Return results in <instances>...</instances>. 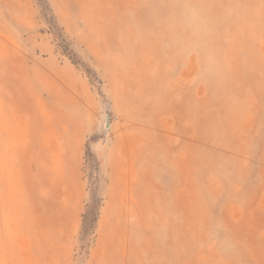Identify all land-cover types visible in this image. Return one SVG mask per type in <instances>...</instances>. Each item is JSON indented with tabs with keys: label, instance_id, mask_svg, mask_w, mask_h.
I'll return each mask as SVG.
<instances>
[{
	"label": "rangeland",
	"instance_id": "374dc122",
	"mask_svg": "<svg viewBox=\"0 0 264 264\" xmlns=\"http://www.w3.org/2000/svg\"><path fill=\"white\" fill-rule=\"evenodd\" d=\"M0 264H264V0H0Z\"/></svg>",
	"mask_w": 264,
	"mask_h": 264
}]
</instances>
